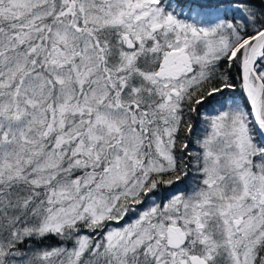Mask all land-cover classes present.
Returning <instances> with one entry per match:
<instances>
[{"label":"snow or ice","instance_id":"obj_1","mask_svg":"<svg viewBox=\"0 0 264 264\" xmlns=\"http://www.w3.org/2000/svg\"><path fill=\"white\" fill-rule=\"evenodd\" d=\"M0 264H264V0H0Z\"/></svg>","mask_w":264,"mask_h":264}]
</instances>
